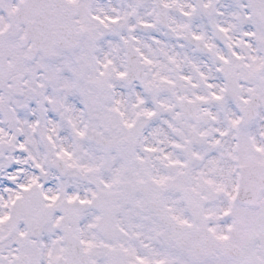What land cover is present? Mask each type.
I'll list each match as a JSON object with an SVG mask.
<instances>
[{
	"label": "snow or ice",
	"instance_id": "6c2138e0",
	"mask_svg": "<svg viewBox=\"0 0 264 264\" xmlns=\"http://www.w3.org/2000/svg\"><path fill=\"white\" fill-rule=\"evenodd\" d=\"M0 264H264V0H0Z\"/></svg>",
	"mask_w": 264,
	"mask_h": 264
}]
</instances>
